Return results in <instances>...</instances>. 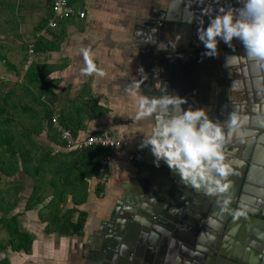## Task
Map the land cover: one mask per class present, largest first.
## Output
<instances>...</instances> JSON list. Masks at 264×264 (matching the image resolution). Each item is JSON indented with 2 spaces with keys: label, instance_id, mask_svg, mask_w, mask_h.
I'll use <instances>...</instances> for the list:
<instances>
[{
  "label": "crops",
  "instance_id": "0c3cea01",
  "mask_svg": "<svg viewBox=\"0 0 264 264\" xmlns=\"http://www.w3.org/2000/svg\"><path fill=\"white\" fill-rule=\"evenodd\" d=\"M68 1L84 13V18L62 22L55 29H49L42 22H46L51 0H0V129L4 120L9 121L11 132L16 131L13 126H18L21 121L30 122L33 115L31 109L40 112L41 103H35L32 98L39 95V102L47 106L51 114H62L65 124L75 133L74 137L82 140L89 134L103 133L113 136L121 145L108 150L104 182L93 177L87 182L86 201L78 207L86 214L81 236L43 233L37 212L46 200L25 211L24 203L30 191L29 179L22 174L12 178L22 180L25 189L6 217L14 216L19 230L30 235L32 243L29 254L13 252L9 248L1 251L0 260L6 259L8 264H107L93 258L97 248L103 244L102 236L115 239L122 232L132 233L124 224L120 227L116 222L109 226L110 213L115 207L128 208L123 201L126 196L129 201L145 194L146 183L142 182L143 178H136L134 163L129 162L128 157L141 152L147 157H154L150 148L141 147V144L144 137L151 133L155 119H135L136 105L126 88L141 79V73L147 71L144 66L149 62V57L139 54V46L145 44L144 40L150 39V36L145 35L141 27H146L153 20L155 22V18L169 7L170 0ZM223 1L227 0H199V3L195 0L189 9L179 13L194 23L195 42L202 43L198 38V30L200 26L207 27L209 12L215 15L221 7L234 10L242 6L240 0ZM153 28L157 29L158 25L155 23ZM164 37V40H170L171 34H165ZM151 39L160 41L156 32ZM220 43L225 44L222 40H219ZM232 43L242 41L234 38ZM35 44H41L42 51H33ZM82 48L91 50L97 66L106 73L104 77L81 74L84 67ZM29 49L32 50V56L27 68L31 67L32 73L38 77L44 76L39 85H29L23 80L27 70L24 69V62ZM240 55L224 54L228 67L222 74L217 73L214 78L206 79L203 86L208 91L202 93L197 103L191 102L190 105L182 106V109H205L209 118L225 132L228 140L226 145L251 157L259 146L256 143L260 141L258 134H264V64L251 59L249 65L246 61L242 64ZM248 96L252 104H248ZM25 107L29 110L24 111ZM96 108L100 109L99 113ZM233 114L239 120V126L235 129L229 127ZM31 137L50 145L45 130ZM143 158L142 155L139 162ZM231 166L232 174L225 182L235 186L238 169L235 165ZM97 184L103 186L101 196L94 193ZM250 187L255 192L257 185L252 183ZM252 192L246 197L256 199V193ZM228 194L225 191L222 198H227ZM217 195L221 196L220 192ZM261 201L264 203V197ZM251 204L255 203L252 201ZM213 205L215 207L201 220L196 216H185L182 222L187 227L181 231L178 240L169 243L159 240L149 253H146L147 246L144 243L146 252L144 250L143 254L150 259V264H169L170 255L171 259L185 255L184 250L189 249L192 235L200 246H209L216 235L215 231L221 232L223 220H227L229 215L232 219L230 229L234 234L226 245L229 250L237 249L236 246L240 244L235 237L244 223L248 224L249 230L259 231L260 226L248 223L234 212L227 215L218 202ZM101 228L102 231H99ZM0 232L6 238L5 232ZM99 232H102L101 236ZM5 238L0 237V240ZM216 241L218 245L222 243L219 238ZM117 245L118 242L109 241L104 248L114 252ZM127 259L130 264H148L138 259L130 261V256Z\"/></svg>",
  "mask_w": 264,
  "mask_h": 264
},
{
  "label": "water",
  "instance_id": "95a60500",
  "mask_svg": "<svg viewBox=\"0 0 264 264\" xmlns=\"http://www.w3.org/2000/svg\"><path fill=\"white\" fill-rule=\"evenodd\" d=\"M194 1L170 0L169 7L155 18V22L153 20L151 25L141 27L145 35L150 36V39L144 40L145 44L139 46V54L149 57V62L144 66L147 71L141 73L139 79L143 80L140 85L143 95L158 97L166 93L178 96L186 101L181 107L197 103L202 93L208 91V88L203 86L204 81L214 78L217 73V75L222 74L228 67L224 54H241L240 63L245 64L246 61L248 65L250 64L243 43H232L234 48L226 43H220L218 55L212 57L205 55L207 50L204 45H194L195 25L179 14L189 9ZM155 23L158 25L157 29L153 28ZM154 32L158 34L159 42L151 39ZM165 34H171V39L164 40ZM180 36L188 39L186 47H176L175 44ZM247 102L252 104L250 96ZM258 135L260 141L257 140L256 143L259 146L251 157L243 151L238 152L236 148L226 145L228 140L225 141L223 151L226 159L238 169L237 174L235 173L236 185L232 186L228 183L227 198H222L224 192L220 193L221 196L217 195L219 192L209 195L203 188L196 189L182 182L178 173L170 170L163 160L157 166L155 157L150 158L143 152L139 153L141 160L143 155V161L135 162L133 167L136 169V178H143L142 182L146 183L145 194L129 201L126 196L123 201L128 208L115 207L108 217L109 226L116 222L120 227L124 224L127 229L132 230V233L129 235V231L122 232L119 238L115 239L102 236L103 244L97 248L93 258L103 260L107 264H130L127 259L130 256V261L138 259L150 264V259L143 254L144 243L147 246L145 252L149 253L153 251L152 248L159 240L168 243L178 240L181 231L187 227L182 222L186 219L185 216H196L201 220L211 208L215 207L213 204L218 202L227 215L234 211L239 217L248 223L260 226L261 229L249 230L248 224L244 223L239 235L235 237L240 244L236 246L237 249L229 250L226 245L234 235L230 229L232 219L229 215L227 220L224 218L222 227V220L220 221L221 232L215 231L212 244L202 247L192 235L191 239L189 238V249L184 250L186 254L173 259L170 255L169 264L171 262L174 264H264V203L261 201L264 197V134ZM233 156L236 158H231ZM147 158L150 164L147 163ZM252 183L257 185L255 192L251 191ZM250 192L256 193V199L246 197ZM252 201L254 205L251 204ZM120 218L121 220H118ZM101 233L98 234L101 236ZM218 238L222 241L219 245L216 241ZM109 241L118 242L114 252L104 248ZM88 243L90 241L86 242Z\"/></svg>",
  "mask_w": 264,
  "mask_h": 264
},
{
  "label": "trees",
  "instance_id": "16d2710c",
  "mask_svg": "<svg viewBox=\"0 0 264 264\" xmlns=\"http://www.w3.org/2000/svg\"><path fill=\"white\" fill-rule=\"evenodd\" d=\"M45 23L42 22L43 26ZM42 49L41 44H35L33 51L40 52ZM43 77L36 76L28 67L23 80L29 85H39ZM32 98L35 103H41V109L40 112L31 109L33 115L30 122L18 123V126H13L16 131L11 132L9 121L4 120L0 129V230L6 234V238L0 240V252L9 248L13 252L29 254L32 243L30 235L19 230L15 217H6L25 189L22 180L12 178L22 174L29 179L30 191L24 203L25 211L46 200L37 212L43 233L81 236L86 214L78 207L86 201L88 180L100 178L99 157L107 156L109 152L95 146L62 151L64 143L49 124L51 110L39 102V95ZM27 110L29 108L25 107L24 111ZM96 110L100 112L99 108ZM58 123L75 136L65 124L62 114L58 115ZM42 130H45L50 145L31 137ZM102 191V184H97L95 195L101 196ZM0 264L8 263L6 259H1Z\"/></svg>",
  "mask_w": 264,
  "mask_h": 264
},
{
  "label": "clouds",
  "instance_id": "9594fccd",
  "mask_svg": "<svg viewBox=\"0 0 264 264\" xmlns=\"http://www.w3.org/2000/svg\"><path fill=\"white\" fill-rule=\"evenodd\" d=\"M240 2L242 6L234 10L221 7L215 15L209 12L210 21L206 28L200 26L198 38L209 57L218 55L219 40L234 48L232 41L238 38L249 59L264 63V0ZM81 53L82 75H106L97 66L90 49L82 48ZM142 83L143 80L134 81L126 88L136 105L135 119L156 118L141 147L150 146L156 165L163 160L170 170L178 173L182 182L196 189L203 188L209 195L227 191L229 184L225 181L233 169L223 151L226 137L221 126L203 108L183 110L181 105L186 101L181 97L166 93L158 97L143 95ZM238 126V117L233 114L229 127Z\"/></svg>",
  "mask_w": 264,
  "mask_h": 264
},
{
  "label": "built area",
  "instance_id": "2783aa9c",
  "mask_svg": "<svg viewBox=\"0 0 264 264\" xmlns=\"http://www.w3.org/2000/svg\"><path fill=\"white\" fill-rule=\"evenodd\" d=\"M84 13L74 8L68 0H51L48 15L46 17V26L49 29H55L60 23L67 22L73 19L82 20ZM27 58L24 62V69L31 63L32 50L27 52ZM50 126L56 130L59 139L64 143V149L66 151L80 150L82 148L95 146L104 150H113L120 147V142L111 135L108 134H89L82 140L74 137L70 130L62 128L58 123V115L51 114L49 118ZM129 162L135 163L141 161V155L139 153L130 154L128 157ZM100 169V182L105 180V167L107 164L106 156L99 157Z\"/></svg>",
  "mask_w": 264,
  "mask_h": 264
},
{
  "label": "flooded vegetation",
  "instance_id": "af4514ba",
  "mask_svg": "<svg viewBox=\"0 0 264 264\" xmlns=\"http://www.w3.org/2000/svg\"><path fill=\"white\" fill-rule=\"evenodd\" d=\"M188 42V39L187 38H185V37H183V36H180V37H178V42H176V47L177 48H180V47H186V43ZM194 45H198V46H200V45H204L203 43H198V42H195L194 43ZM232 212H234V211H232ZM258 229H261V227H259Z\"/></svg>",
  "mask_w": 264,
  "mask_h": 264
},
{
  "label": "rangeland",
  "instance_id": "374dc122",
  "mask_svg": "<svg viewBox=\"0 0 264 264\" xmlns=\"http://www.w3.org/2000/svg\"><path fill=\"white\" fill-rule=\"evenodd\" d=\"M31 97V96H30ZM40 97V96H39ZM18 122V121H17ZM25 121H21V123H24ZM1 231V230H0ZM0 237H4L5 238V235L2 234V232H0Z\"/></svg>",
  "mask_w": 264,
  "mask_h": 264
},
{
  "label": "bare ground",
  "instance_id": "6f19581e",
  "mask_svg": "<svg viewBox=\"0 0 264 264\" xmlns=\"http://www.w3.org/2000/svg\"><path fill=\"white\" fill-rule=\"evenodd\" d=\"M232 54V53H231Z\"/></svg>",
  "mask_w": 264,
  "mask_h": 264
}]
</instances>
